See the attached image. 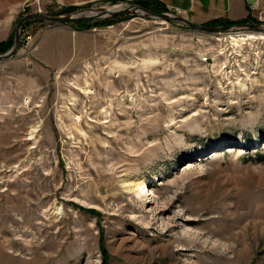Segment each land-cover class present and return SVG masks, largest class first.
Wrapping results in <instances>:
<instances>
[{
	"label": "rangeland",
	"instance_id": "374dc122",
	"mask_svg": "<svg viewBox=\"0 0 264 264\" xmlns=\"http://www.w3.org/2000/svg\"><path fill=\"white\" fill-rule=\"evenodd\" d=\"M71 1L19 0L3 42L29 13L135 3ZM26 33L0 64V264H264V34L140 15Z\"/></svg>",
	"mask_w": 264,
	"mask_h": 264
},
{
	"label": "water",
	"instance_id": "95a60500",
	"mask_svg": "<svg viewBox=\"0 0 264 264\" xmlns=\"http://www.w3.org/2000/svg\"><path fill=\"white\" fill-rule=\"evenodd\" d=\"M249 3L254 0H248ZM125 6V7H124ZM116 7V6H115ZM107 7L90 8L78 10L70 14L51 16L42 13H29L23 16L17 23L14 32L13 46L4 54H0V62L12 59L19 51L22 30L28 22L40 21L50 24H76L78 22L92 21L97 19L116 18L121 16H147L154 19L172 21L184 24L193 31L210 34L221 35L236 32H252L256 34H264V23H237V24H224L220 26H208L194 23L191 19L179 16L175 13H157L137 3H122L116 10L104 9ZM112 8V7H108Z\"/></svg>",
	"mask_w": 264,
	"mask_h": 264
},
{
	"label": "crops",
	"instance_id": "0c3cea01",
	"mask_svg": "<svg viewBox=\"0 0 264 264\" xmlns=\"http://www.w3.org/2000/svg\"><path fill=\"white\" fill-rule=\"evenodd\" d=\"M19 0H0V42L5 41L16 22L20 11L12 6L16 5ZM25 1V0H24ZM28 1V0H26ZM46 1V0H40ZM54 2L56 0H47ZM68 4L74 5L76 2L69 0ZM118 1V0H114ZM130 1V0H123ZM137 1L143 0H134ZM159 2L166 8H178L182 10L185 15L196 24H211L214 22H239L244 23L249 19H252L255 23L258 22L259 12L264 11V0H254L249 3L248 0H147ZM253 7H256L254 10ZM16 59H10L2 64V67H7L12 63H15Z\"/></svg>",
	"mask_w": 264,
	"mask_h": 264
},
{
	"label": "trees",
	"instance_id": "16d2710c",
	"mask_svg": "<svg viewBox=\"0 0 264 264\" xmlns=\"http://www.w3.org/2000/svg\"><path fill=\"white\" fill-rule=\"evenodd\" d=\"M136 3L142 7H145L147 9L154 11V12H157V13H165L168 10V8H166V6L162 5L159 2H155V1L143 0V1H137ZM21 17L19 18V20L21 19ZM36 22H39V21H36ZM29 23L30 22H28L27 24H29ZM40 23H44V22H40ZM237 23H239V22H236V23H234V22H214V23L207 24V25L220 26V25H224V24H237ZM244 23H255V22L252 19H249L248 21H246ZM79 24H81V23H79ZM12 43H13L12 40L7 41V42H1L0 43V54L6 53L12 47ZM90 212L94 213L93 211H90Z\"/></svg>",
	"mask_w": 264,
	"mask_h": 264
},
{
	"label": "built area",
	"instance_id": "2783aa9c",
	"mask_svg": "<svg viewBox=\"0 0 264 264\" xmlns=\"http://www.w3.org/2000/svg\"><path fill=\"white\" fill-rule=\"evenodd\" d=\"M253 8L254 10L256 9V7H253ZM172 12H174L175 14L179 16H184L183 13L180 11L175 12L172 10ZM257 19L259 23H264V11L259 12ZM31 40H32V36L29 33L23 34V36L21 37V45L23 46L24 51H29V49L31 48ZM205 61H207V59Z\"/></svg>",
	"mask_w": 264,
	"mask_h": 264
},
{
	"label": "bare ground",
	"instance_id": "6f19581e",
	"mask_svg": "<svg viewBox=\"0 0 264 264\" xmlns=\"http://www.w3.org/2000/svg\"><path fill=\"white\" fill-rule=\"evenodd\" d=\"M118 7H112V8H104V9H109V10H116ZM185 16V14H183ZM186 17V16H185ZM238 36L236 37V42L237 41H243L245 39L248 40H255L257 39V34L256 33H252V32H245V33H240L237 34Z\"/></svg>",
	"mask_w": 264,
	"mask_h": 264
}]
</instances>
